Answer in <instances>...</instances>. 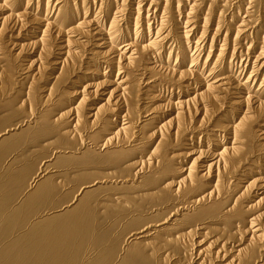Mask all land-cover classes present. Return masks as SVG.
Returning <instances> with one entry per match:
<instances>
[{
	"label": "bare ground",
	"instance_id": "6f19581e",
	"mask_svg": "<svg viewBox=\"0 0 264 264\" xmlns=\"http://www.w3.org/2000/svg\"><path fill=\"white\" fill-rule=\"evenodd\" d=\"M0 1L2 2L0 3V107L1 105L10 106L7 111L0 114V178L8 174L12 165L17 166L15 163H19L24 154H20V156L17 153V156L5 167L4 158L9 153L40 142L42 137L50 135L54 129L64 140L61 146L55 148L52 156L46 157L48 160L45 162H48L46 164L48 166L44 165L45 169L41 173L39 172L34 181H30L14 209L19 211L23 204L31 211L27 212L31 216L36 213L40 204L48 201L59 189L61 184L58 185L57 181L51 179L52 176L58 175L59 170L48 175L49 163L53 162L54 166L62 160L85 159L86 164L100 165L99 170H101L100 172L92 171L86 166L88 176L101 175L102 177L99 181H91L79 189L75 202L50 214L45 213L44 216L31 222L26 231H23L22 236L19 234L20 237L11 239L1 247L0 264H80L84 247L88 242H91L94 231L95 215L91 209L93 196L99 192L111 191L118 186L119 189H122L118 197L106 194L103 201L97 204L105 215L112 219L111 228L121 225L123 230L114 237L105 235L103 238H98V243L102 240L105 243L110 241L107 249L97 255L96 259H87L81 264H167L168 262L170 264L173 258L169 261L168 257L176 253L182 254L188 260V264L190 261H192L191 264H264V168L261 169V166H264L262 160L264 131L259 132L255 129L256 125L264 122V78L255 91L251 88L249 81L250 76L253 75L252 72L245 82L240 79H236L237 81L234 82L231 76L232 66L226 64L225 58L228 41L231 40L228 37L229 31L233 29L236 30V33L240 34L241 32L242 34V31L245 33V30L248 29L246 33L249 34V29L252 31L254 28L251 25L254 20H257L256 10L260 9L258 7H263L258 5H261L260 3L264 5V0H238V3L233 4L239 6L234 8V13L231 16L228 15L230 19L227 18L225 21L221 17H224L231 9V4L235 0H197L193 2V5L191 4L192 6L189 5L190 11L188 12L190 13H186V15L180 12L178 5L183 2L191 3L190 0H182L177 4V8L172 6V0H156L158 3L151 0L154 4L148 3L149 8H155L156 11L161 12V19H164V23L173 18L177 19L183 14L185 24L189 25L188 27L184 26L185 29H196L197 32L199 22H203L202 34L199 41L194 43L195 47H199L200 41L207 37V31L210 30L207 28V23L213 19V16L218 17L219 27L216 31L214 30L215 36L213 40L211 39L212 43L215 41L218 30L224 24H228L223 44L219 50L217 49V60L214 66L209 69V75L206 78L204 74L202 75L203 71L201 73L196 71L200 69L199 61H196L195 55L192 58L187 54V50L183 48L185 44L180 40L181 37L175 35V40H171L174 45L176 44L175 47L178 50L176 60H180L183 67L181 72L179 70L178 72L173 66L172 69L168 67V71H171L169 75L172 82L180 81L184 86L190 84L189 80L195 76L199 79V82H196L199 90L194 91L193 97H190L189 93L186 100L179 99L176 103H172L171 97L165 99L163 100L165 104H160L161 99L156 94L157 91H153L155 89L165 90L159 89L156 83L158 75L153 73L156 63H153L155 66L151 67L152 62H146L151 59L158 62L159 54L156 49L159 50V47L169 37H173L171 31L164 30V25L157 30V38L155 37L153 40L150 38L151 31L148 26L150 19L145 20L142 23L146 27H144L145 30L135 28L134 38L128 39L125 42L127 44L116 49L112 42L114 40L119 42L123 34L116 18L111 22L110 33H105L108 17L114 10L113 5L115 4L112 1L101 0L98 10L101 11L104 7L107 16H104L105 19H96V21L90 20L88 15L90 7L85 6L88 0H80V2H77L78 0H58L55 3L57 13L56 16L54 15L55 17L53 16L54 18H50L51 15H49L52 0H46L44 7L40 6L43 0H37L36 9L32 7L33 0ZM92 1L96 6L99 0ZM25 2L26 8L22 10V5ZM135 5L139 9L140 1V6ZM206 7L208 10L205 13ZM250 10L254 11L250 12ZM32 12L33 14H31ZM241 12L247 15L254 13V16H247L250 17V20L243 19L241 20L243 21L242 25L237 26L235 21ZM135 16L134 24L138 25L142 19L140 20V14ZM201 16H205V19L201 20ZM94 25L98 27L91 29ZM114 28L115 31L112 32ZM239 28L241 29L237 30ZM190 29L185 30V37L191 35L192 30ZM14 31L18 32L17 35H14ZM144 31L149 33V38L144 34ZM142 33V42L137 44ZM251 33L248 36L253 34ZM261 34L260 31H257L256 39L258 41H260ZM99 35L104 38L98 40ZM186 41L188 43V39ZM261 43L264 44V40ZM214 46L211 45L210 54L203 67L204 70ZM160 48L164 49L162 46ZM235 48L238 49L236 44L233 45L234 53L236 52ZM16 50L18 53H14ZM33 50L38 54L37 60L29 61L30 56L27 57V54ZM246 50L249 54L251 49L249 47ZM57 51L58 54H56ZM113 54H115L114 57H112ZM88 55L91 56L90 59L87 58ZM263 55L262 53L258 54L255 61L263 59ZM231 57L235 56L232 54ZM87 60L88 62L85 63ZM170 60L171 57L167 63H170ZM188 61L190 66L186 68L185 65ZM26 62L27 64H25ZM92 62L98 63L99 67L107 64L112 68L111 75L117 72L114 76H120L121 69L124 67H128L127 69L136 67L137 69L134 71L140 74L127 73L125 70L126 78L121 77L120 82L119 79L110 77L106 73L101 76L100 81L99 79L98 81L88 80L92 78L91 76L97 75V72H94L95 74L83 72V66L87 64V70H91ZM262 66H264V62ZM194 68L196 70L193 71ZM49 72L52 73L49 74ZM211 76L213 77L212 82L208 81ZM254 76L256 80L258 75ZM40 80H46L47 83L51 81L53 84L50 89L46 90V88L37 85ZM87 80L91 82H87L88 84L84 87H79V90L71 89L72 92L66 90L69 85L78 87L81 82ZM154 81L155 83L152 84ZM140 84L144 87L141 90ZM179 86L182 91V86ZM189 90H191L190 86H186V92L183 93L187 94L190 92ZM76 96L79 97L73 99ZM64 100L72 101V103L71 105L67 104V112L60 114L58 109ZM16 101H18L17 104H15ZM226 104L230 105V110L222 113V108ZM73 105L75 106L72 107ZM163 108L175 112V117L172 116L169 121L153 127ZM244 108H246L245 111H243ZM215 110L218 111L215 129L211 130L209 126L205 128L206 132L210 129L212 134L198 133L200 129L204 128L205 124L203 123L207 122L208 114ZM53 111L59 113L52 114ZM201 111H204V117L200 122L194 124L196 119L192 118L193 121L190 115L192 113L197 115ZM19 113L22 117L14 124L11 120ZM220 113L222 116L219 115ZM231 114L237 116L230 118ZM52 115L55 116L52 117ZM57 115L58 117H56ZM211 121H213L212 118ZM6 124L7 126H5ZM59 124L66 126L61 128ZM153 130L154 132H151ZM196 133L204 135L206 150H202V138L204 137H198ZM104 135L105 137H102ZM226 136L228 137L226 138ZM72 140L74 141L71 146L66 144ZM87 141L91 142L92 147H87ZM118 142L125 143L124 148L129 147V149L115 151L119 147ZM187 142H190V148ZM153 143H155V149L150 151L153 148ZM49 145L38 144L36 149L34 146L32 147L35 151L30 150V152H41ZM214 146L219 149L216 148L213 151V159L199 164V159L207 155L211 147ZM177 148H181L179 152L172 151ZM139 156H144L146 162L138 168L135 167L137 162L133 161L139 159ZM187 161H191L189 168L186 167ZM209 162L212 164L207 165ZM58 168L60 169V167ZM200 168L204 169V174L199 171ZM80 169L85 168L80 167ZM256 170H259L258 173ZM241 172L246 178H249L251 174L255 175V178H251L245 187H241V184L245 182L240 176ZM13 174L10 176L11 179L22 182L21 173ZM179 177L180 179H178ZM109 178L114 181H108ZM208 179H213V181L215 179V185L209 187L211 182L204 183ZM109 183L113 185L110 186ZM137 183L145 186H135ZM206 188L210 189L208 194L200 199L192 198L194 195L197 196L198 191L199 193L203 192ZM233 189H241V196L235 200L234 205L226 206L231 198L230 196L228 199L229 192ZM250 195L257 197L258 202H250L254 204L243 206L241 201ZM5 200L0 204V212L4 207ZM230 205L232 207H229ZM245 208L246 210H244ZM254 210H258V215L252 219L253 221L247 222L246 213ZM177 214H179V218H174L172 221V217ZM96 219H99V216ZM170 220L172 222H169ZM234 221L235 223H233ZM16 223L17 226L18 223L20 226L23 225L19 219H9L3 225L4 227L0 226V234L10 237L8 235L12 228L9 226L12 224L14 228ZM237 223H239L238 227H234ZM248 237L250 238L248 239ZM102 248L100 247V249ZM166 250L165 255H159ZM193 254H196V258L194 257L196 260L193 258ZM185 258L183 261L177 260L171 264H186Z\"/></svg>",
	"mask_w": 264,
	"mask_h": 264
},
{
	"label": "rangeland",
	"instance_id": "374dc122",
	"mask_svg": "<svg viewBox=\"0 0 264 264\" xmlns=\"http://www.w3.org/2000/svg\"><path fill=\"white\" fill-rule=\"evenodd\" d=\"M58 0H52V2H51V5H50V10H49V15H51L50 16V18L51 17H53L54 15L56 16V13H57V8L55 7V3L57 2ZM106 1H112L115 5H113L114 6V10L112 11V13H111V15H109V19H108V21H107V23H106V26L107 27H105V33L106 34H109L110 33V29H111V22L113 21V19L114 18H116V22H119V29H120V31H122L123 32V34H122V36L120 37V40H119V42H117V40H114L112 43H113V45H114V47L116 48V49H120L122 46H124L125 44H127V43H125L128 39H133L134 38V35H135V32H134V30H135V28H139V30H145V25H143L142 23L143 22H145V20H149V27H150V38H152L153 40L155 39V37L157 38V30L158 29H161V27H162V25H164L165 26V28H164V30L166 31H171V36H173V37H169V39H167V41H165L164 42V44H162L161 46H162V48H164V49H161L160 47H159V50L158 49H156V51H157V53L159 54V59H158V62L156 61V60H153V59H151V60H148V61H146L147 63H151L152 62V64L153 63H156L155 65L153 64L151 67H153V66H155V72H153L154 74H157L158 76H157V81L155 80V79H153V80H155L156 81V83H157V85L159 86V89H161V88H163V89H165L164 91H158V89H155V90H153L154 92H156L157 91V95H159L158 97L161 99V103L160 104H165V102L163 101V100H165V99H170V97L172 98V103H176L179 99L182 101V100H186L187 99V95L190 93V97H193L194 95H193V93H194V91L195 90H199V87H198V85H197V83L196 82H199L198 80V78L197 77H193V78H191L190 80H189V82H190V84L188 83V84H185L184 86H185V88H184V86H183V84H181L180 83V81L178 82V83H174V82H172V80H171V76L169 75L170 73L169 72H171V71H168V67H171V69L174 67V69H176L177 71L179 70L180 72H181V69H183V67H182V65H181V62H180V60H176L177 59V52H178V50L176 49V44L174 45V43H172L173 41H171V40H175V35L177 36V35H179V37H181V39L180 40H182L183 42H184V49L185 50H187V54L189 55V56H192V58H194L195 56V58H197V62H198V64H199V66H200V69H199V71L198 70H196L195 68L193 69V71L194 70H196L198 73H201L202 71V75L204 74V77L206 78L208 75H209V69L210 68H212L213 66H214V64H215V62H216V60H217V54H218V50L220 49V46L223 44V38L225 37V34H227V30H228V24L226 23V24H224V26L223 27H221L220 28V30H218V33H216L217 35H216V37H215V41H214V43H212V41H211V39L213 40V37L215 36L214 34H215V31H216V29H218V27H219V25H218V21H219V19L217 20V18L218 17H216L215 18V16H213V19H211L208 23H207V28H208V30L209 31H207V37H205V39H202L201 41H200V46L199 47H195V44L194 43H196V41L198 42L199 41V37H201V34H202V26H203V22H199V27H198V29H197V32H196V29H194V30H192V29H190V28H187V29H185V27H188L189 25H186L185 24V20H184V18H183V14H185L186 15V13H190V12H188V11H190V6H192L193 5V2L194 1H197V0H190L189 2H191V3H188V4H186L185 2H183L182 4H179V2H181L182 0H172V3H173V5L172 6H174V7H178L179 6V8H180V12H182L183 14L182 15H180L181 17H179V18H177V19H172V20H167V22L166 23H164L163 21H164V19L162 20L161 19V12H158V11H156V9L155 8H149V4L150 3H152V1L151 0H106ZM122 1V2H121ZM139 1H140V5H139ZM143 1V2H142ZM184 1V0H183ZM77 2H80V0H78ZM128 3V4H126V3ZM158 3V1H154V3ZM239 1L238 0H235V1H233L232 2V4H231V9H229V13L227 12L226 14H225V16L223 17H221L224 21L228 18V20L230 19V16L234 13L233 11H234V8H237V6H239V5H234L233 3H238ZM0 3H2L1 1H0ZM36 3H37V0H33L32 1V7L33 8H35L36 9ZM149 3V4H148ZM154 3H152V4H154ZM93 1L92 0H88L86 3H85V6H89L90 7V11H89V13H88V15H89V17H90V20H95L96 21V19L98 20V19H101V18H103V19H105L104 18V16L106 17L107 16V14H105L106 12H105V10H104V7L102 8V10L100 11V10H98L99 8H100V4H101V0H99L98 1V3H97V5L95 6V4H93ZM109 4V3H108ZM122 4V5H121ZM135 4H138V6H140V8L138 9V7H137V5H135ZM175 4V5H174ZM177 4H179L178 6H177ZM192 4V5H191ZM261 5H258V6H263L262 8L261 7H258V8H260V9H257L255 12H256V15H255V17L257 16V20H254V23H253V25H251L252 27L254 26V28L252 29V31H250L251 29H249V34L251 33L252 35H250V36H248L249 34L248 33H246V30H248V29H246L245 30V33H243L244 31H242V34H241V32H240V34L239 33H236V30H233V29H231L230 31H229V34H228V37H230V39L231 40H229L228 41V47H227V52H226V55H225V58H226V60H227V62H226V64H228L229 66L231 65L232 67V72L233 73H231V76L233 77L232 79H233V81L234 82H236L237 80L236 79H240V80H242L243 82H245L246 80H247V78L250 76V74H251V72L253 73V75H251L250 76V78H249V81L251 82L250 83V86H251V88L255 91V90H257L258 88H259V86H260V84H261V82H262V79L264 78V66H262V63L264 62V55H263V51H264V44H262L261 42H262V40H264V5H262V3H260ZM125 5V6H124ZM132 5V6H131ZM181 5V6H180ZM190 5V6H189ZM208 5V4H207ZM40 6L41 7H44V6H46V0H43L42 1V4H40ZM151 6H153V5H151ZM156 6V5H155ZM164 6V5H163ZM234 6H236V7H234ZM41 7H40V9H41ZM118 7V8H117ZM22 10H25L24 8H26V2L22 5ZM121 8V9H120ZM128 8V9H127ZM216 9H218V7H215ZM11 9V8H10ZM125 9V11H123ZM142 9V10H141ZM147 9H150V10H147ZM262 9H263V11H262ZM98 10V11H97ZM120 10V11H119ZM127 10V11H126ZM140 10V11H139ZM155 10V11H154ZM208 10V7H206V9H205V13H206V11ZM232 10V11H231ZM29 11H31V10H29ZM118 11H119V13H118ZM136 11V12H135ZM139 11V12H138ZM153 11V12H152ZM253 12L254 10H250V12ZM262 11V12H261ZM52 12V13H51ZM98 13V14H96V13ZM121 12V13H120ZM100 13V14H99ZM115 13H118V14H115ZM151 13V14H150ZM258 13V14H257ZM31 14H33V12L31 13ZM136 14H140V20L142 19V21L141 22H139V24L138 25H136V23L134 24V19H136ZM158 14V15H157ZM261 14V15H260ZM118 15V16H117ZM131 15V16H130ZM134 15V16H133ZM142 15V16H141ZM148 15V16H147ZM156 15V16H155ZM228 15H230V16H228ZM259 15H260V17H259ZM54 16V17H55ZM82 16V15H81ZM100 16V17H99ZM159 18H158V17ZM240 16V17H239ZM247 16H254V13H249V15H247V14H245L244 12H241L240 13V15H238V18H237V20L235 21V24H237V26H239V25H242L241 23L243 22V21H241V20H245V21H248V20H250V17H247ZM53 17V18H54ZM96 17V18H95ZM118 17V18H117ZM120 17V18H119ZM121 17H123V18H121ZM130 17V18H129ZM149 17V18H148ZM202 18H201V20H204L205 19V16H201ZM122 19V20H121ZM157 19V20H156ZM178 19H180V20H178ZM175 20H177V21H175ZM239 20H240V22H239ZM53 21V20H52ZM171 21V22H170ZM174 21H175V23H174ZM181 22V23H179V22ZM183 21V22H182ZM238 21V22H237ZM157 22V23H156ZM214 22V23H213ZM260 22V23H259ZM170 23V24H169ZM202 23V24H201ZM212 23V24H211ZM258 23V24H257ZM94 24H96V22H94ZM118 24V23H117ZM167 24V25H166ZM175 24V25H174ZM209 24V25H208ZM173 25H174V27H173ZM181 25H183V26H181ZM134 26H136V27H134ZM185 26V27H184ZM201 26V27H200ZM216 26V27H215ZM255 26H256V28H255ZM96 27H98L97 25H94V26H92V28L91 29H95ZM145 27V28H144ZM181 27V28H180ZM184 27V28H183ZM193 27V26H192ZM191 27V28H192ZM251 27V28H252ZM142 28V29H141ZM153 28V29H152ZM224 28V29H223ZM259 28V29H258ZM122 29H124V30H122ZM152 29V30H151ZM163 29V28H162ZM173 29V30H172ZM174 29H176V30H174ZM192 30V32H190L191 33V35H188V37L186 36L185 37V35H184V32H186L187 30ZM241 28H239V29H237V30H240ZM242 29H244V28H242ZM131 30V31H130ZM186 30V31H185ZM215 30V31H214ZM93 31H95V30H93ZM106 31H109V32H106ZM115 31V28L112 30V32H114ZM173 31V32H172ZM220 31V32H219ZM255 33H254V32ZM257 31H260L262 34H261V36H260V41H258L257 39H256V34H257ZM17 31H14V35H17ZM162 33H163V31H162ZM180 33H181V35H180ZM183 33V34H182ZM189 33V34H190ZM198 33V34H197ZM11 34H13V32H11ZM24 34H26V33H24ZM144 34H146V36L149 38V33H145V31H144ZM128 35V36H127ZM156 35V36H155ZM159 35H161V33H159ZM184 35V36H183ZM219 35V36H218ZM238 35V36H237ZM38 36V35H37ZM164 36H165V34H164ZM236 36V37H235ZM129 37V38H128ZM142 37H143V33L141 34V36H140V39H139V41H137L136 43L137 44H141V39H142ZM185 37V38H184ZM239 37V38H238ZM262 37V38H261ZM104 37L103 36H98L97 37V39L99 40V39H103ZM162 38V37H161ZM160 38V39H161ZM204 38V37H203ZM207 38V39H206ZM237 38H238V40H237ZM160 39H158V40H160ZM188 39V43H186L187 40ZM190 39V40H189ZM243 39V40H242ZM256 39V40H255ZM205 40V41H204ZM207 40V41H206ZM233 40H235V41H233ZM240 40V41H239ZM252 40H254V41H252ZM177 41V40H176ZM186 41V42H185ZM107 42H109V41H107ZM204 42V43H203ZM209 42V43H208ZM247 42V43H246ZM260 42V43H259ZM95 43H97V42H95ZM216 43V44H215ZM256 43V44H255ZM259 45H258V44ZM159 44H161V43H159ZM167 44V45H166ZM202 44V45H201ZM215 45L214 47H213V49H212V53H211V56L209 57V60L207 61V65H206V67H205V70H204V64L206 63V60H207V58H208V56H209V54H210V52L209 51H211V45ZM236 44V46H237V48L238 49H236L235 48V50H236V52L234 53L233 52V45H235ZM250 44V45H249ZM190 45V46H189ZM210 45V46H209ZM255 45V46H254ZM91 46V45H90ZM231 46V47H230ZM243 46V47H242ZM263 46V47H262ZM230 47V48H229ZM250 47V52H249V54L247 53L248 51L246 50L247 48H249ZM254 47V48H253ZM102 48H104V47H102ZM182 48V49H183ZM167 49V50H166ZM218 49V50H217ZM104 51H106L105 49H103ZM115 50V49H114ZM175 50V51H174ZM254 50V51H253ZM116 51V50H115ZM162 51V52H161ZM260 51H262V52H260ZM242 52V53H241ZM14 53H18V51L16 50ZM59 52L57 51V53L56 54H58ZM262 53V58L263 59H260V60H262L261 61V63H259V61L260 60H257V61H255L256 59V57H257V55L258 54H261ZM88 54V53H87ZM86 54V55H87ZM130 54V53H129ZM171 54V55H170ZM192 54V55H191ZM232 54H233V56H235L236 57V55H237V57L235 58H232L231 56H232ZM235 54V55H234ZM241 54V55H240ZM195 55V56H194ZM28 56H30L29 58H28V60L29 61H35V60H37V57H38V54L35 52V50H33L32 52L30 51L28 54H27V57ZM57 56V55H56ZM89 56V55H88ZM115 56V54H113L112 55V57H114ZM128 56V55H127ZM171 57V60H170V63H167L168 61H169V59H170V57ZM248 56V57H247ZM57 57H60V56H57ZM56 57V58H57ZM9 58V57H8ZM87 58H91V56H89V57H87ZM231 59H232V61H231ZM156 61V62H155ZM178 63H177V62ZM242 61V62H241ZM14 62V61H13ZM16 62V61H15ZM88 62V60L87 61H85V63H87ZM103 62V61H102ZM256 62V63H255ZM17 63V62H16ZM15 63V64H16ZM259 63V64H258ZM25 64H27V62L25 63ZM98 64V63H97ZM97 64H95L94 62H92L90 65H91V67H92V71L91 70H87V64H84V66H83V72H85V71H87L88 73L89 72H92V73H94V72H97L96 74L97 75H93V76H91L92 78L91 79H88V80H95V81H98V79H99V81L101 80V76H103V74L104 73H106L108 76H110V77H114V78H117V80L120 82V79H121V77L123 78H126V72L127 73H131V72H133V73H137V72H135L134 70H136L137 68L135 67V68H133L132 69V67H131V69L129 68V69H127L128 67H124L123 69H121V74H120V76H114V75H116L117 74V72H115L114 73V75H111L112 74V68L111 67H109V66H107V64L105 65H103L102 67H99V66H97ZM103 64V63H102ZM190 64V62L188 61V63H187V65H185V67L186 68H189V65ZM211 64V65H210ZM222 64V63H221ZM257 65V67L255 68V66ZM158 65V66H157ZM162 66V67H161ZM173 66V67H172ZM208 66V67H207ZM224 66H225V64H224ZM262 66V67H261ZM162 69H161V68ZM228 67V66H227ZM165 68V69H164ZM202 68V69H201ZM254 68V69H253ZM36 69V68H35ZM86 69V70H85ZM158 69V70H157ZM257 69V70H256ZM106 70H107V72H106ZM125 70H126V72H125ZM207 70V71H206ZM164 71V72H163ZM178 71V72H179ZM255 72V73H254ZM52 72H49V74H51ZM167 73V74H166ZM83 74V73H82ZM89 74H91V73H89ZM95 74V73H94ZM137 74H140L139 72L137 73ZM136 74V75H137ZM227 74V73H226ZM106 75V76H107ZM234 75V76H233ZM240 75V76H239ZM254 75H258V77H257V79L255 80L254 78H255V76ZM236 76V77H235ZM55 77V76H54ZM109 78V77H108ZM140 78V77H139ZM148 78H149V76H148ZM71 79V78H70ZM163 79V80H162ZM213 79V77L211 76L210 78H209V80L208 81H211ZM86 81V82H81L80 84H79V86L77 87V85L76 86H74V85H69L68 87H67V91H70V92H72V90L71 89H78L79 90V87H81V86H86V84H88L87 82H91V81ZM110 80H111V78H110ZM133 80V79H132ZM167 80V81H166ZM75 81V80H74ZM155 81L152 83V84H154L155 83ZM162 81V82H161ZM165 81V82H164ZM213 81V80H212ZM211 81V82H212ZM255 82V83H254ZM52 84H53V82H51V81H48V83L46 82V80H40V82H37V85L39 86V87H44V88H46V90H48V89H50L51 88V86H52ZM175 84H177V85H175ZM143 85V84H142ZM179 85H181L182 86V91L180 90V86ZM196 85V86H195ZM186 86H190V89L191 90H189L190 92H188L187 94L186 93H183V92H186ZM234 87L236 86V85H233ZM264 86V85H263ZM27 87H28V85H27ZM141 88H144V87H142L141 86V84H140V90H141ZM197 88V89H196ZM81 91H82V89H80ZM193 90V91H192ZM80 91V92H81ZM145 91V90H144ZM143 91V92H144ZM202 91V90H201ZM201 91H199V92H201ZM181 92V93H180ZM12 96V95H11ZM10 96V97H11ZM77 97H79V96H76V97H74L73 99H75V98H77ZM72 99V100H73ZM81 99V98H80ZM79 99V100H80ZM17 102L18 101H16V103L15 104H17ZM69 103V105H71V103H72V101L70 102L69 100H64V102L62 103V105H60L59 106V111H60V114L61 113H63V112H67L68 111V109H66V107L68 106L67 104ZM159 103V102H158ZM14 104V105H15ZM75 105H73L72 107H74ZM230 105L229 104H226L223 108H222V110L223 111H221L222 113H224V112H228L229 110H230V107H229ZM8 108H10V106H6V105H1V107H0V114L1 113H3V112H5V111H7L8 110ZM166 110V111H165ZM246 110V108H244L243 109V111H245ZM40 111H41V109H40ZM216 111V112H215ZM214 112H212L211 114H208V117H206V119H207V122H204L203 124H205L203 127V129H200L199 131H198V133H203V132H205V134L207 133V134H212V132H210L209 130L211 129V130H213V129H215L214 128V126L217 124L216 123V113H218V111L217 110H215ZM59 112L58 111H53V113L52 114H58ZM174 113L175 112H173V111H168V109L167 108H163L162 109V111H161V113L160 114H158V116H157V118H158V120H156L155 122L156 123H154V126L153 127H157L159 124H163L165 121H169L171 118H172V116L173 117H175V115H174ZM215 113V114H214ZM222 113H220L219 115L220 116H222ZM215 115V116H214ZM226 115V114H225ZM53 116H55V115H52V117ZM194 116V117H193ZM195 116H196V118H195ZM231 116H232V114L230 115V118H231ZM237 115L236 114H233V116H232V118H235ZM21 115H20V113H19V115H15L14 117H13V120H11V122L13 121L14 122V124L17 122V121H19L20 119H21ZM56 117H58V115L56 116ZM143 117V116H142ZM204 117V111H201L200 113L198 112V114L197 115H194L193 113L190 115V118L192 119H196L195 120V123L194 122H192V123H194V124H197L198 122H200L201 120H202V118ZM211 118H212V120L213 121H211ZM142 119H144V118H142ZM192 119V120H193ZM193 120V121H194ZM209 120V121H208ZM210 121H211V123H210ZM209 123V124H208ZM60 125V127L61 128H64L66 125H63V124H59ZM213 125V126H212ZM5 126H7V124L5 125ZM206 126H209V130H208V132H206V130H205V128H206ZM259 126H262V127H259ZM264 122H260V124L257 126H255V129L257 130V131H264ZM153 127H150V128H153ZM4 128V127H3ZM152 130V129H151ZM155 130V129H154ZM154 130L153 131H151V132H154ZM95 132H97V131H95ZM110 132H112V131H110ZM198 133H196L197 135L196 136H198V137H204V133L201 135V134H199L198 135ZM223 134V133H222ZM58 137V138H57ZM102 137H105V135L104 136H102ZM228 136H226V138H227ZM57 138V139H56ZM76 140V139H75ZM86 140V139H85ZM217 140H218V138H217ZM74 140H72V141H68L66 144L67 145H69V146H71V143L73 142ZM53 142H55L54 144H53ZM70 142V143H69ZM89 141H87L86 143V145H87V147L89 146V147H92V145H91V142H89ZM198 141L196 140V143H197ZM64 143V140H62V138H60L59 137V133H58V131L56 130V129H54L53 130V132L49 135H46L44 138L42 137L41 138V141L40 142H38V143H32V145H30L29 147L27 146V144H26V146H27V148L25 147H22V148H20L19 150H17V151H13V153H9L5 158H4V166L6 167V166H8L10 163H11V161L13 160V158L14 157H16L17 156V153H18V155H22L23 153V155L21 156L22 157V159H21V161L19 162V163H15V164H17V166L16 165H12V167H13V169H11L10 168V170H11V172H10V170H9V172H8V174L7 175H5L3 178L1 177L0 178V204H1V202H3L5 199V202H4V207H3V209H2V211L0 212V223L2 224H0V226H3V225H5L6 224V222L9 220V219H19V221L21 222V224L23 223V225H21L20 226V224L18 223V226H17V223L14 225L15 227H16V230L18 229V231H16L15 230V227L13 228V225L11 224L9 227L10 228H12V230H11V233L8 235V236H10V237H7V236H5V235H2V234H0V240L2 241V244H1V241H0V249H1V247H3V246H5L6 245V243H8L11 239H16L17 237H20V235L22 236L23 235V233L26 231V228H28L29 227V225H30V223L31 222H33L34 220H36V219H38V218H40L41 216H44L45 215V213L46 214H50L51 212H53V211H58V210H60L61 208H64L65 206H68V205H70L72 202H75L76 200H75V198L77 197V194H78V192H79V189H81L83 186H85L86 184H88L89 182H91V181H99L100 180V178H102L101 177V175H98V176H94V177H89L88 176V173H86L87 172V170H86V166H87V169H92V171H101V170H99L100 169V165H97V164H86L85 162H86V160L85 159H81V160H75V159H70V160H62V161H60L58 164L56 163V164H54V166L52 165V163H49V165H50V168H49V174L48 175H51V172H53V171H58L59 170V173H57L58 175V177L56 176V175H54V176H52V180H55V181H57V184L58 185H60L59 186V189L58 190H56L55 191V193L51 196V198L48 200V201H46L44 204H40L39 206H38V208H37V211H36V213H34L33 215H31L30 216V214L29 213H27L28 211L29 212H31L28 208H26V206H24L23 204L20 206V210L19 211H16L14 208H15V206L18 204V200H20V198H21V196L23 195V193L25 192V190H26V188H27V186L30 184V181L32 182V181H34V179H35V177L36 176H38L39 175V172L41 173L45 168H43L44 167V165H46V164H48V162L46 163L45 161L46 160H48V159H46V157H48L49 155L50 156H52V154H53V151L55 150V148L56 147H58V146H61L62 144ZM119 143V142H118ZM38 144H41V145H45V144H50L48 147H46V148H44L41 152H34L35 150L34 149H36V147H37V145ZM187 144H188V147H189V145H190V142H187ZM224 144V143H223ZM120 145H122V146H120ZM126 146V144L125 143H119V147L117 148V150H115V151H118V150H124V149H129V147L128 148H124V146ZM204 145V146H203ZM205 145H206V141H205V137L204 138H202V150H206L207 148H205ZM35 147L34 149L32 148V147ZM155 143H153V145H152V147L153 148H151L150 149V151L151 150H154L155 149ZM222 146V145H221ZM190 148V147H189ZM216 148H218V147H211V149H210V151L208 152V154L207 155H205V156H202V158L201 159H199V164H202V163H204V162H207V161H209V160H211V159H213L212 158V155H213V151L216 149ZM180 149L181 148H177V149H174V150H172V151H174V152H179L180 151ZM219 149V148H218ZM28 150H29V152H28ZM30 150H34V151H32V153L30 152ZM50 150V151H49ZM15 152H16V154H15ZM162 152V151H161ZM171 152V151H170ZM25 153H27V154H25ZM39 153V154H38ZM13 154V155H12ZM15 154V155H14ZM48 154V155H47ZM259 154V153H258ZM46 155V156H45ZM27 156H29L28 158H27ZM39 158H38V157ZM255 156V155H254ZM45 157V158H44ZM54 157V156H53ZM140 158L139 159H135L133 162H137V165H135V167H141V166H143V164L146 162V159H145V157L144 156H139ZM45 160H44V159ZM137 158V157H136ZM262 160L264 161V155H262ZM8 159V160H7ZM133 159V158H132ZM23 160V161H22ZM83 160V161H82ZM8 161H9V163H8ZM80 161V162H79ZM22 162V163H21ZM44 162V163H43ZM62 162V163H61ZM188 162V161H187ZM79 163V164H78ZM18 164H19V167H18ZM20 164H21V166H20ZM65 164V165H64ZM186 164H188L186 167L187 168H189L188 166H189V164H191V161H189L188 163H186ZM212 164V162H209L207 165H211ZM51 165H52V167H56V166H58V167H60V169L58 168V167H56L55 168V170H53L54 168H52L51 167ZM77 168H75L74 166ZM206 165V164H205ZM46 166H48V165H46ZM70 166V167H69ZM83 166V167H82ZM93 166V167H92ZM103 165H101V167H102ZM105 166V165H104ZM18 169H17V168ZM80 167L83 169V168H85V169H83V170H81L80 169ZM262 168V170H263V168H264V166H261ZM68 168V169H67ZM212 168H214L213 166H212ZM25 169V170H24ZM58 169V170H57ZM76 169V170H75ZM102 169H104V167H102ZM61 170V171H60ZM67 170V171H66ZM21 171V172H20ZM26 171V172H25ZM79 171V172H78ZM89 171H91V170H89ZM199 171L200 172H202V174H204V169H202V168H200L199 169ZM257 172L256 173H258V171L259 170H256ZM61 172V173H60ZM65 172V173H64ZM73 172V173H72ZM83 172V173H82ZM85 172V173H84ZM14 173V174H13ZM18 173H21V177L20 178H22L23 180H22V182H21V180L20 181H18V180H13V179H11V174H13V175H16V174H18ZM80 173V174H79ZM67 174V175H66ZM71 174V175H70ZM244 173L243 172H241L240 173V176H241V178L245 181L243 184H241V187H245V186H247V182H250L251 180V178H255L254 176L255 175H253V174H251L250 176H249V178H246V177H243L244 175H243ZM59 175H60V177H59ZM72 175H74V176H72ZM67 176V177H66ZM215 176V175H214ZM26 177H28V178H26ZM73 177V179H71ZM257 177V176H256ZM10 178V179H9ZM19 178V179H20ZM24 178L26 179L25 181H24ZM68 178V179H67ZM170 178H173V177H170ZM58 179V180H57ZM178 179H180V177L178 178ZM28 180V181H27ZM108 181H114V179H112V178H109V179H107ZM4 181V182H3ZM59 181V182H58ZM66 181V182H65ZM8 182V183H7ZM18 182V183H17ZM211 182V184H209V187H212V186H214L215 185V183H216V181H215V179H214V181H213V179H208L207 181H205L204 183H210ZM4 183V184H3ZM26 183V184H25ZM85 183V184H84ZM110 184V186L111 185H113L112 183H109ZM135 186H141V187H143V186H145V185H139V183H137V184H135ZM7 187V188H6ZM65 187H66V189H65ZM20 189V190H19ZM137 190H140V189H137ZM236 190V189H235ZM234 189H233V191L231 190L229 193L231 194H229L228 195V199L230 198V196H231V198H230V202L229 203H227V205L226 206H228L229 204H233L234 205V203H235V200L239 197V196H241V189H239V190H236L235 191ZM122 192V189L120 188L119 189V186L116 188V189H113V190H109V191H105V192H102V193H100L99 192V194L98 193H96L94 196H93V202L91 203V209H92V211H93V213H94V215H95V224H94V231H93V236H92V239H91V242H88L87 244H86V246L84 247V251H83V254H82V258H81V261H80V264H81V262L82 261H84V260H87V259H89V260H93V259H96L97 258V255H100L101 254V252L103 253L106 249H107V245H109L108 243H110V241L109 242H104V240H102V241H100L99 243H98V238H100V237H102L103 238V236H111V237H114L115 235H118V234H120V232H121V230H123L122 228V226L121 225H118V227L116 228H111V225H112V219H110L108 216H106L105 215V213H104V211H102V209H101V207L97 204L98 202H100V201H103L102 199L105 197V195L107 194V195H113V196H116V197H118L119 196V194ZM134 192V191H133ZM210 192V189L209 188H206V189H204L203 190V192H200L199 193V191L197 192V196H192V198H194V199H200V198H202L205 194H208ZM109 193V194H108ZM125 193H127V192H125ZM132 193V192H131ZM103 196H102V195ZM261 194V192L259 193V195ZM255 195V194H254ZM254 195H250V196H248V197H245V199H243L241 202L243 203V206H248V205H253L254 203H250V202H258V200L256 199L257 197H255ZM235 196V199H233V197ZM18 197H19V199H18ZM17 198V199H16ZM101 200H100V199ZM260 198H262V196H260ZM77 199V198H76ZM16 203V204H15ZM250 203V204H249ZM172 205H173V203H172ZM229 206V207H232V206ZM14 206V207H13ZM62 206V207H61ZM99 207V208H98ZM8 208V209H7ZM240 208V207H239ZM96 209H99V210H96ZM244 210H246V208L244 209ZM33 211V210H32ZM258 210H254V211H251V212H248V213H246L247 215H246V219H247V222H251V221H253L252 219H254V217L255 216H257L258 215ZM7 213V214H6ZM102 215H101V214ZM27 214V215H26ZM97 214V215H96ZM8 215V216H7ZM18 215V216H17ZM178 215L179 214H177V215H174V217H172V221H173V219L174 218H179L178 217ZM2 216H4V217H2ZM6 216V217H5ZM98 216H99V219L101 220H99V219H96V218H98ZM101 216V217H100ZM106 216V217H105ZM1 217H2V219H1ZM9 218V219H8ZM104 218V219H103ZM4 219H5V221H4ZM26 221H25V220ZM28 219V220H27ZM104 222H103V221ZM169 221V222H172V221ZM4 223V224H3ZM98 223V224H97ZM233 223H235V221L233 222ZM28 224V225H27ZM257 224V223H256ZM255 224V225H256ZM238 225H239V223H237L236 225H234V227H238ZM245 225V224H244ZM254 225V226H255ZM23 226V227H22ZM104 226V227H103ZM4 227V226H3ZM3 227H2V229H3ZM20 229H19V228ZM96 227V228H95ZM264 229V228H263ZM25 230V231H24ZM22 231V232H21ZM24 231V232H23ZM99 231V232H98ZM119 231V232H118ZM236 231V230H235ZM21 232V233H20ZM109 232V233H108ZM0 233H1V228H0ZM97 233V234H96ZM118 233V234H117ZM20 234V235H19ZM114 234V235H113ZM238 234H240V233H238ZM95 235V236H94ZM13 236V237H12ZM240 236H242L241 234H240ZM1 237H2V239H1ZM5 237V238H4ZM7 237V238H6ZM94 237H95V239H94ZM250 237H248V239H249ZM9 239V240H8ZM209 239H211V237H209ZM208 239V240H209ZM7 240V241H6ZM95 240V241H94ZM264 242V241H263ZM262 242V243H263ZM91 246V247H90ZM237 246V245H236ZM100 247L102 248V247H106L105 249H100ZM86 249H87V251H86ZM100 250V251H99ZM97 251V252H96ZM96 252V253H95ZM167 253V250L166 251H164V252H162V253H159V255L161 254H163V255H165L166 253ZM93 255H92V254ZM95 253V254H94ZM194 253H195V251H194ZM64 254H66V253H64ZM191 254V253H190ZM88 255V256H87ZM92 255V256H91ZM195 255V256H194ZM84 257H85V259H84ZM93 257V258H92ZM96 257V258H95ZM179 257V258H178ZM196 258V254H193V258ZM173 258V260L171 261V259ZM185 257L182 255V254H173L171 257H168V260L169 261H171V262H176L177 260H182L183 261V259H184ZM194 258V259H195ZM175 259V260H174ZM196 260V259H195ZM171 262H170V264H171ZM184 262L186 263V264H188L189 262H188V260L185 258V260H184ZM191 262L192 261H190V264H191ZM167 264H169V262L167 263ZM223 264H225V263H223Z\"/></svg>",
	"mask_w": 264,
	"mask_h": 264
}]
</instances>
